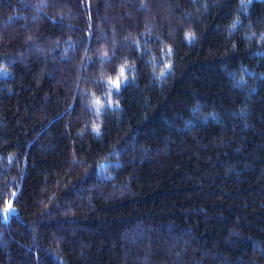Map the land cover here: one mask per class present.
Listing matches in <instances>:
<instances>
[{
    "label": "trees",
    "instance_id": "1",
    "mask_svg": "<svg viewBox=\"0 0 264 264\" xmlns=\"http://www.w3.org/2000/svg\"><path fill=\"white\" fill-rule=\"evenodd\" d=\"M0 264H264V0H0Z\"/></svg>",
    "mask_w": 264,
    "mask_h": 264
},
{
    "label": "snow or ice",
    "instance_id": "2",
    "mask_svg": "<svg viewBox=\"0 0 264 264\" xmlns=\"http://www.w3.org/2000/svg\"><path fill=\"white\" fill-rule=\"evenodd\" d=\"M121 73H123V69H121ZM114 86L118 88L119 87V84L118 83H115ZM11 210L12 209H11V206L10 205H9V208L8 209H5L6 212H11Z\"/></svg>",
    "mask_w": 264,
    "mask_h": 264
},
{
    "label": "bare ground",
    "instance_id": "3",
    "mask_svg": "<svg viewBox=\"0 0 264 264\" xmlns=\"http://www.w3.org/2000/svg\"><path fill=\"white\" fill-rule=\"evenodd\" d=\"M36 255V254H35ZM36 259V258H35Z\"/></svg>",
    "mask_w": 264,
    "mask_h": 264
}]
</instances>
